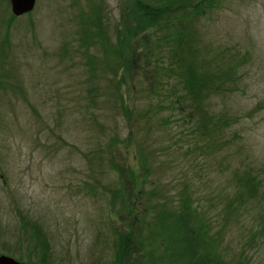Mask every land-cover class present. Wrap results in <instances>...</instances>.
Masks as SVG:
<instances>
[{
  "label": "rangeland",
  "instance_id": "rangeland-1",
  "mask_svg": "<svg viewBox=\"0 0 264 264\" xmlns=\"http://www.w3.org/2000/svg\"><path fill=\"white\" fill-rule=\"evenodd\" d=\"M133 2L37 0L13 18L0 0V255L264 264V0H215L187 36L201 72L239 70L199 95L224 120L209 136L171 105L178 79L150 71L170 52L157 27L132 34Z\"/></svg>",
  "mask_w": 264,
  "mask_h": 264
},
{
  "label": "trees",
  "instance_id": "trees-1",
  "mask_svg": "<svg viewBox=\"0 0 264 264\" xmlns=\"http://www.w3.org/2000/svg\"><path fill=\"white\" fill-rule=\"evenodd\" d=\"M214 1L215 0H154L151 2L148 0H134L131 11L133 18H139V26L135 25V23L133 24L135 26L134 30L131 31L132 34H138L141 31L149 30L151 27H157L155 32L159 36L158 40H161L164 44L165 51L167 50L170 52L166 53V58H155L156 64L153 65L156 67L154 70L150 71L153 73L154 71L158 72L162 69L163 72L167 74V77L170 75L169 77L178 79L182 90L171 100V105L175 110H179L181 115L183 114L185 117L190 118L191 121L197 120L198 130H203L204 134L207 136L212 133L216 125L221 126L224 120H216L214 116L210 117V115H208L209 112L206 111L205 108L203 109L205 111V116H202L199 110L202 109L200 107V102L203 100V97L200 99L199 95L203 96L211 91H216L217 93L227 90L224 85L229 81L233 82L238 70L233 66L224 71L223 75L217 74L216 72H209L208 69L201 72L203 65L193 53L196 41L188 38L190 29L197 18L205 15L207 8H212L214 6ZM12 17L14 18L16 16L13 14ZM156 52V47H151V49L146 50L145 56L152 59ZM165 60L167 62H165ZM159 76L164 79V76H161V74ZM153 78L156 82L157 77L153 76ZM159 88L160 90L162 89V87ZM126 175L128 176V174ZM128 177L134 182L136 177L135 172H129ZM248 178L253 186L257 184L258 180L255 176L249 174ZM243 184L245 187V181ZM246 189L249 191L248 187H246ZM141 192V189L136 191L137 194ZM146 194L148 195L147 192ZM123 195L124 193L122 192L118 193V197H123ZM141 195H143V193H141ZM250 196L251 195H249V197ZM130 210H133V207ZM202 239H204L203 235ZM202 239H200V241ZM188 242L192 244L191 241ZM128 244L130 243L126 241L125 245L127 247ZM196 246H199V244H196ZM197 249H199V247ZM124 253L127 252L125 251ZM198 262L200 264H208L205 259H201ZM217 263L218 260L212 259V264Z\"/></svg>",
  "mask_w": 264,
  "mask_h": 264
},
{
  "label": "water",
  "instance_id": "water-1",
  "mask_svg": "<svg viewBox=\"0 0 264 264\" xmlns=\"http://www.w3.org/2000/svg\"><path fill=\"white\" fill-rule=\"evenodd\" d=\"M12 13L15 16H22L32 12L37 4V0H10ZM0 264H39V263H26L15 259L12 256L1 254Z\"/></svg>",
  "mask_w": 264,
  "mask_h": 264
}]
</instances>
